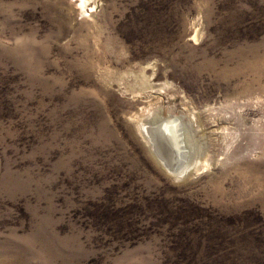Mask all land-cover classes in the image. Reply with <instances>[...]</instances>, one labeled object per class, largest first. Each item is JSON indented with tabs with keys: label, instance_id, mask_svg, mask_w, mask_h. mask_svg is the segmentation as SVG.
<instances>
[{
	"label": "rangeland",
	"instance_id": "rangeland-1",
	"mask_svg": "<svg viewBox=\"0 0 264 264\" xmlns=\"http://www.w3.org/2000/svg\"><path fill=\"white\" fill-rule=\"evenodd\" d=\"M86 1L0 0V264H264V0Z\"/></svg>",
	"mask_w": 264,
	"mask_h": 264
},
{
	"label": "bare ground",
	"instance_id": "bare-ground-1",
	"mask_svg": "<svg viewBox=\"0 0 264 264\" xmlns=\"http://www.w3.org/2000/svg\"><path fill=\"white\" fill-rule=\"evenodd\" d=\"M83 1L85 3H87L86 0H83ZM159 113L157 115V118H159V117L161 118V115H163V114H161V113L159 114ZM166 120L168 122L169 121H172V122L180 121L181 122L180 118H177V117H173L171 119H162L160 121L155 120L153 122L144 123L142 125L143 126L142 129H143L144 135H146L148 137V139L150 138L151 141L153 142V145L155 146V150H156L157 154L165 161V163L167 165L164 163L163 164L166 166V168L169 169V167H171V168L176 167L177 161H179L180 158H182V149H181V144L179 142V139L178 140L176 139V134H178L177 128L173 127V128L168 129V130H165L162 127H160L161 123L166 121ZM186 144H187V142H186ZM188 150H189V148H188ZM187 160H188V156H187ZM184 163L182 164V167L186 168L188 166V163L187 164L185 163L186 165ZM182 167H180L181 169L180 168L179 169L182 170ZM179 169H178V171H174L171 169H169V170L171 171L172 174H176V173H180ZM187 172H188V170H187Z\"/></svg>",
	"mask_w": 264,
	"mask_h": 264
},
{
	"label": "water",
	"instance_id": "water-1",
	"mask_svg": "<svg viewBox=\"0 0 264 264\" xmlns=\"http://www.w3.org/2000/svg\"><path fill=\"white\" fill-rule=\"evenodd\" d=\"M160 127H162L163 129H165V130H168V129H170V128H173V127H175V128H177V130H178V134H176V139L178 140L179 139V142H180V144H181V149H182V158H180V160L179 161H177V165H176V167H174V168H171V167H169V169H171V170H174V171H177L178 170V168H180L181 166H182V164L184 163V162H186V160H187V154H186V150H185V148H184V136H183V127H182V123L180 122V121H176V122H172V121H164V122H162L161 123V125H160ZM154 149V148H153ZM154 153H155V155L156 156H158V158L164 163V164H166L165 163V161L157 154V152L154 150ZM167 165V164H166Z\"/></svg>",
	"mask_w": 264,
	"mask_h": 264
}]
</instances>
